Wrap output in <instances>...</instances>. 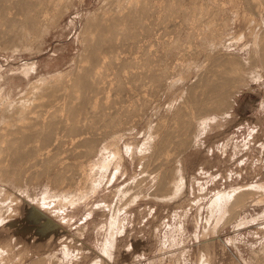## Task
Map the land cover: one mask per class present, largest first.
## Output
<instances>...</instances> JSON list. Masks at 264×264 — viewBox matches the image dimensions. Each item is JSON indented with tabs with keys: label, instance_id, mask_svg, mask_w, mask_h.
<instances>
[{
	"label": "rangeland",
	"instance_id": "obj_1",
	"mask_svg": "<svg viewBox=\"0 0 264 264\" xmlns=\"http://www.w3.org/2000/svg\"><path fill=\"white\" fill-rule=\"evenodd\" d=\"M103 1L104 0H74L67 12L65 11L64 15H62L63 17L61 16L58 22H55V24L53 23L48 29L39 32V35H36V37L33 38L34 40L31 41L32 43H29L30 45L13 46V44H10L6 47L0 46V103H4L8 100L12 102L18 100V98L23 95L22 93L28 89L29 83L34 81L33 83L40 86L42 82L57 79L53 77L56 73H62L64 76H62V79L67 80L73 74L75 70L74 66H76L75 63H77V57L82 51L80 33L83 28V21H85L91 11H94L97 7L99 8ZM146 1L148 3L150 2V0ZM178 1L180 4L184 2V4L181 5L177 3L176 6H178H175L178 8L177 12L179 11V14L175 13L176 17L178 18L177 15H180L178 18L179 23H171L166 20V26L171 23L167 26L168 29L164 26L163 22L164 29H162L163 27L158 31L157 29H153L154 31L152 30L151 35L146 40V43L150 44L149 46L152 50L149 49L154 55H152L155 62L154 66L157 63L156 60L158 61L160 58L159 61L161 63L158 61L155 68L160 67L159 70L162 71V78L164 79L160 80L161 83H159L161 85L155 92H150V95L154 94L153 97L151 96L152 98L149 97L148 94L147 98L146 95L143 96L144 100L138 98L139 100H135L136 103L135 101L134 103L132 102L136 104V106L134 105L135 107L132 108L138 109L139 107L138 110L135 109L138 114L135 113V116L133 115L132 118H130V123L129 121L127 122L129 124L125 123V127L127 128L121 129L119 139L117 140V146L120 148L122 156L118 170L116 171L115 166L111 164L112 166L108 168L106 174L103 175L104 177H100L101 183H99L95 193H90V191H88L86 198L80 200L76 204L61 206V201V203H59L61 209H59L57 214L55 211H52L51 214L50 212L42 211L47 213L51 218L49 231L50 233H54L53 241H51L48 246L37 247L27 255L24 254L20 256L16 253L22 243L16 240L14 233H11L10 229L5 227L10 220H18L19 222L20 212L16 210V207L21 204H27L28 206L33 205L36 207L37 199H42L41 196L44 194L43 198H45V200L49 198L46 201L53 207V205L58 202L59 196L60 199H62L64 196H68V193L73 195L74 191L76 195L84 194L82 191H85V189L87 191L88 186H86L85 189V186L82 188L84 184L77 187L75 186L71 189L65 186H53L55 183L49 181V179H52L55 175L58 169V163L51 166L53 169H50L51 172L48 171L49 174L46 172L48 175L47 177H45L46 173L42 172V174H40L42 176L39 175L42 179L34 174L36 177L29 180L25 173V176L22 177V185L19 182L21 177L18 183L15 180L13 181V179L8 180V183L6 181L7 184H5L3 180L0 181V185L3 186L2 190L7 191L8 194L14 193L20 201L18 205L11 204L12 209L7 208V211L9 210L6 212L7 214L4 213L3 209L6 210L4 207L8 204V200L3 201V205L1 204L0 206V209H2L1 212H3V215L5 214V216L2 215L0 218V243L9 232L10 236L12 235L11 242L13 246L11 252L9 251V253L3 254L6 257H4L1 264H30L33 258V260H39L43 257H45L43 260L46 264H50L48 262L51 257L52 259H50V262L52 264L55 263V261H52L53 259L56 260V262L59 261L55 264H91L92 259L96 260L97 258L99 259H97V261L102 259L105 261V264H201L202 259L200 255L203 253V240H205V237L209 239L212 236L216 237V239L214 241L215 246L212 250V254L209 256V262H211V264H234V261L238 264H264V193H261L264 189H259V191H261L255 193L257 197L252 195L251 198L239 205L240 207L237 206V208H240L238 213L236 212L237 214H235L234 210L231 211V213L229 212L227 215L230 216V214H232L230 217L235 214V217H229V220L225 213L224 215L226 217L223 215V218L216 222V216L222 215L220 214V207L226 209L224 204L215 207L214 210L209 206L211 199L222 190H230L231 187L235 188L238 184L241 186L257 183L264 184V70L261 69L264 67V37H262L264 33H262V36L259 35L260 32H263L264 28V6L258 8L259 12L255 9L252 10L250 7L253 11L250 13V9L248 8L249 5L245 4L246 0H196L198 1L196 4L194 0ZM200 1L203 2L200 3ZM155 2L156 0H151V4L149 3V5L153 6ZM185 7H188V9H185ZM211 7L212 9H210ZM190 8L192 10H190ZM254 10L257 12V15ZM205 11L207 13L209 12L208 14L206 13L208 17L206 14L204 15ZM204 16L206 17L205 21ZM212 16H217V18L215 19L214 17L212 19ZM169 17L168 15V18ZM167 21L169 22L168 24ZM222 24L224 25L222 26ZM171 27L172 30H170ZM155 31L157 32L154 33ZM257 36L263 40L261 39L260 41ZM257 39H259V43ZM217 45L218 47H216ZM257 45L261 46L263 51L260 50V52L262 53L259 52L258 47L260 46ZM127 51V48L121 47L114 49L109 55H129ZM225 54L227 55L225 56ZM257 54L259 55L257 56ZM130 55L136 57L135 59L137 62L139 53L133 52V54ZM218 55L224 59L227 57L229 58L230 55L231 58H235V60L239 57V60L244 63V66L241 67L242 62L237 59L238 63H234L237 69L238 64L240 65L241 63L239 68L241 67L244 70L242 69L243 71H240L243 73L245 71L247 74L251 73L253 75L250 76L243 75L242 72L239 73L241 76L240 78L246 80L241 81L243 84L240 83V79L236 81L238 83L235 85L237 87L239 85L241 86L238 88L236 86L234 87L233 95L231 94L230 98L233 102L231 100L230 102L232 103L228 105L230 108L225 107L224 110L219 111H213L212 108H207L206 111H211H202L203 114L199 113L197 114L198 116L195 115L194 121H196V123L195 126H193L194 130L192 129L195 134L192 140L193 142L189 145L190 147L186 148V152L184 149L181 151L183 153L179 151L180 155L178 153V157L171 158V160L176 159V161H170L169 156V163L167 161L166 164L168 169H171L172 166H178V168L174 169L175 171L177 170V173L173 170L172 176H178L177 180L181 176L180 180L183 179L181 181L183 182L182 190L175 194V196L160 199V197H156L154 193L151 194L150 192H155L153 190L158 186L156 183L158 170L154 168L155 165H151L155 171H152V173L147 172V170H153L150 168L151 166L148 162L151 160L149 158L157 140L155 134H153L154 136L151 135V128L155 129L154 126L156 127L158 123L170 120L174 113L173 111H175L177 107L176 105H178L177 103L181 102L178 107L182 104V101L184 104L185 96L188 94L186 91L187 86L190 87L194 85L192 82L197 81L196 78H198L199 74L204 75L209 65L211 66V68L209 66V69H212V66L215 68V65L209 63L216 64L217 59L219 61L220 58ZM212 57H216V61H214L215 59H212ZM248 59L253 62L252 66L251 61ZM31 64L34 69L28 77L26 76L27 79H25V75L22 74L21 70L24 66ZM158 64L161 65L157 66ZM232 64L233 63H230V65ZM247 66L248 69L246 70ZM240 71L238 69V72ZM256 75H258L257 78L255 77ZM188 84L191 85L189 86ZM16 96L17 99L14 100ZM137 102H141L142 105L140 103L137 104ZM146 103L148 104L147 106ZM143 105L146 108H143ZM142 109L144 110L143 112ZM138 111H140V113ZM171 113L172 115H170ZM163 114L164 119H162ZM202 121H204V123H202ZM207 121L210 122L208 123ZM199 123H201L202 128L201 126L198 127ZM68 141L70 140L63 142L62 147L70 148L72 143L71 141L68 143ZM179 148L177 151L181 150ZM112 150V148L107 149L104 154H111ZM95 157L97 158V156ZM95 157L93 160H95ZM73 159L74 157H70L69 161ZM73 161L77 165L78 161L76 159ZM40 164L41 163H39L34 170H39L43 166ZM88 165H91L90 161H85V166L89 167ZM38 167L40 168L38 169ZM43 168L44 167L40 170ZM180 170L181 172L179 173ZM141 177L142 181L144 180L143 178H147L143 182L140 181V184L138 183L140 185L139 188L137 184L136 187L138 189L136 188L135 190V188L133 189L132 187L126 192L128 194L126 197L129 195L132 196L133 193V196L136 194L138 195L136 197L134 196V200L131 199L132 202L129 201L127 203L128 206L125 205L122 207L121 203L123 199H120L119 192L122 191L124 186L127 184L129 185V183L134 185L135 183L133 180H140ZM103 178L104 181L102 182L101 180H103ZM26 180L30 181V184ZM130 180H132L131 182L134 184H132ZM27 182L28 185L26 184ZM50 182L51 186L49 185ZM47 186L49 187L47 188ZM20 187H22V191ZM78 188L80 189L78 190ZM65 189L67 191H65ZM202 189L204 191H202ZM16 192L19 195H17ZM52 192L55 194L53 195ZM58 192L60 194H58ZM163 192L165 193V191ZM29 193H32V196H30ZM148 194H151V196ZM258 197L260 198L258 201L259 203H254L253 200H257ZM0 198H3L2 193ZM116 199L117 203L115 201ZM114 204L119 206L116 207ZM113 206L116 210H114ZM38 208L44 210V208H41V206L39 207V205ZM208 208H210V211H208ZM237 208H235V211L239 209ZM116 211L117 214H115V216L114 213H116ZM113 215L115 218L112 217ZM111 217L114 220H112ZM57 218L59 220L58 222ZM174 223L175 225H173ZM121 225L123 227H121ZM81 227L83 228L80 232L79 228L81 229ZM203 227H205V230ZM111 228H114L112 230L115 233ZM120 230L122 233H119ZM110 231H112V233H110ZM169 232L172 233L170 234ZM113 234H115V236ZM164 238L165 242L163 240ZM52 242L54 243L52 244ZM60 246H62V248ZM106 246L109 247L107 254L104 252ZM59 247L60 249H58ZM54 250L58 251L54 253ZM64 252H67V255ZM42 254L49 256L47 258L48 260L46 256H42ZM40 255L41 257H39ZM59 258L61 260H59Z\"/></svg>",
	"mask_w": 264,
	"mask_h": 264
},
{
	"label": "bare ground",
	"instance_id": "obj_2",
	"mask_svg": "<svg viewBox=\"0 0 264 264\" xmlns=\"http://www.w3.org/2000/svg\"><path fill=\"white\" fill-rule=\"evenodd\" d=\"M182 1L180 0V2ZM73 2L74 0H0V46L6 47V46H9L10 44H13V46H20V45L24 46L26 44L30 45L29 43H32L31 41L34 40L33 38H35L36 35H39V32L48 29V27L51 26L53 23L55 24V22H58V20L61 18L62 15H64L65 11L67 12V10L69 9V7L71 6ZM178 2H179L178 0H156L155 4L152 6V5H149V3L146 0H104L101 6L99 5L100 6L99 8L97 7V9L95 8L96 10L94 9V11H91L90 14L86 17L85 21H83L84 24H83L82 31L80 33L81 42H82V51L77 57V63H75L76 66H74L75 70L73 71V74L67 80L62 79L63 74L60 72L58 74L56 73V75L53 76L54 78H57V79H53L52 81L42 82L40 86H37V84L33 83L34 81L32 82L31 80L32 83H29V85L27 84L28 89H26L25 92L22 93L23 95L21 97L18 96L19 97L18 100L14 102L8 100L4 103H0L1 105L0 106V181L3 180L4 183L7 184L8 180L13 179V181L15 180L18 183V180L21 177V179L19 180V182L21 183L23 176L27 175V178H29L30 180L31 178L36 177L34 176V174L37 175L38 177L40 174H42V172L44 173L46 172L48 173V171L51 172L50 169H53V167L51 168V166H53V164L55 163H58L59 165L57 167L58 169L56 170L55 175L52 177V179L51 178L49 179V181L55 183L53 186L55 185L60 186V187L65 186L70 189L74 188L75 186L77 187L79 185H82V184H84L82 185V188L85 186L84 189L86 188V186H88L87 191L85 189L86 192L84 190L82 191L84 192V194L82 193L80 195H76L74 191L73 195H71L70 193L67 192L70 196L69 195L64 196V198L62 199H60V196L58 195L59 196V199L57 202L58 204L56 203L55 205H53V207H51L46 201L49 198H47L46 200L45 198H43L45 194L41 196L42 199H37L38 201H37L36 207L33 205L28 206L27 204H21L20 206L16 207V210L20 212L19 222L18 220H10L9 222H7L5 227L7 229H10L11 233H14L17 241L22 243L21 246L16 251V253H18L20 256L24 254L27 255L29 252L33 251L37 247L48 246L51 243V241H53L54 233H50L49 231L51 218L48 216L47 213H44L42 211L50 212V214L52 213V211H55V213L57 214L59 209H61L59 205L61 201H62L61 206L62 205L64 206L66 204H76L80 200L86 198V196L88 195V191H90V193H95V191L97 190L99 186V183H101L100 177L106 174L108 168L112 166L111 164L115 166L116 171L118 170L119 163L121 161L122 156H121L120 148L117 146V140L119 139L121 129L127 128L125 127V123L129 124L130 118H132V116L135 113H137L136 110L139 109V107L138 109L132 108L136 106V104H133L134 101L136 99L144 100L143 96L146 95V98H147L148 94H149L148 95L149 97L151 96L153 97L154 94L150 95V92L151 93L155 92L158 89V87L161 85L160 80L164 79L162 78V75H163L162 71L159 70L160 67L155 68L160 58L158 61L155 59L157 63L154 66V63H155L153 59L154 55L150 51L151 49L149 46L150 44L146 43V40L151 35L153 29H157L158 31L163 27V22H164V26H166V22H165L166 20L170 21L171 23H175V22L179 23L178 18L180 15H177L178 18L176 17V14L179 12V11L177 12L178 8H176L178 6V5L176 6ZM197 2L198 1H196L195 4ZM201 2L203 1H200V3ZM245 2L244 3L246 5H249L248 7L249 9L251 7L252 10L255 9L257 10V12H259L258 8H261L262 6H264L263 5L264 0H246ZM181 4H184V2H182ZM185 9H188V7H185ZM210 9H212V7ZM179 10H180V7H179ZM190 10L192 9L190 8ZM252 10L250 9V13L253 12ZM184 12H187V11H184ZM257 12L255 11L256 15H257ZM206 13L207 12L205 11L204 15ZM168 15L170 16L169 18H168ZM214 17L212 16V19ZM216 18L217 16L215 17V19ZM205 19L206 17L204 18V21ZM168 21H167V24L169 23ZM171 23H169L167 26H169ZM228 23H229V20H228ZM223 25L224 24H222V26ZM167 26L166 28L168 29ZM162 29H164V27ZM170 30H172V27ZM170 30H169V33H170ZM157 31H155L154 33H156ZM260 33L259 35L262 36V33H264V28H263V32H260ZM257 38H259V36H257ZM259 39L261 41L262 38H259ZM259 39H257L258 43H259ZM218 45L216 47H218ZM257 46H260V45H257ZM121 47L127 48L128 49L127 52L129 53V55H121V54L120 55L116 54L113 56L109 55V53H111L114 49L121 48ZM258 50L259 52L260 50H262L261 46L258 47ZM133 52L139 53L137 57L138 63L136 62V59H135L136 57H132L130 55V54H133ZM226 55L227 54H225V56ZM258 55L259 54H257V56ZM219 57L221 58V56ZM263 57H264V54H263ZM213 58L215 59L214 61H216V57H212V59ZM220 58H219V61L221 60L223 62L220 61L219 63L217 59L216 64L209 63L212 65H215L214 66L215 68H213L212 66V69H209L210 65L209 66L207 65L208 72L205 70L206 71L204 72L205 74L202 73L204 75L199 74L200 76L198 75V78H196L197 81L192 82L194 85L190 86L191 84L190 85L188 84L190 87L187 86L186 91L188 92V94L187 95L185 94L186 96H185L184 104L182 101V104L178 107V105L181 102L177 103L178 105H176L177 106L176 109L174 108L175 111H173L174 112L173 115L172 113L170 114L172 115L170 120L160 122L158 123V125H156V127L153 124L155 129L151 128L152 129L151 135L155 134V136H157V140L152 150L153 152L151 153V156L149 158L151 160L150 162L148 161L147 162L150 166L155 165L154 168L158 170V176H156L157 177L156 183L158 184V186L157 185H156L157 187L155 186L156 188H154L155 190H153L155 192H152V191L150 192L151 194L154 193L156 197H160V199L175 196V194H177L178 192H181L182 190L183 182L181 181L183 179L180 180L181 176L178 178V180H177L178 176L177 177L172 176V172H174L175 171L174 169L178 168V166L177 165L174 167L172 166L173 168L171 167V169H168L166 164H167V161L169 163V156H170V161L172 160L176 161V159L171 160V158L178 157L180 155V152L184 149L186 152V148L190 147L189 145L191 144V142H193L192 140L194 139V136H195V134L193 133V130H194L193 126H195V123H196V121H194L195 115L199 113L203 114L202 111L203 112L211 111V110L206 111L207 108L208 109L212 108L213 111L224 110L225 107L230 108V106L228 105L233 102L232 99H231L232 102H230L231 101L230 98H231V94L234 92L233 90L235 89L234 88L236 86L235 84L238 83L236 81L237 80L239 81L240 79V83L243 84L241 82L243 79L240 78L241 76L239 73H241L244 70L243 68H241L242 66H244L243 65L244 63L241 60H239V57L237 59L238 61L242 62V65L239 62L241 67L239 68L240 65L238 64V69L239 71L243 69L240 72H238V69L234 64V63L236 64L238 63L237 59L235 60V58H233L234 59L233 60L231 58V55L229 56V58L228 57L225 59L224 58L220 59ZM159 63L161 62L159 61ZM230 63H233V64L230 65ZM159 65L161 64H158L157 66ZM252 65H253V62L251 61V66ZM33 69L34 67L32 66V64L24 66L22 68L21 72L23 75H25V79H27L26 76L28 77L30 73H32L31 71ZM247 69H248V66L246 70ZM261 69L264 70V67ZM245 73L246 72L244 71L243 75H250V76L253 75L251 73L250 74L249 73L245 74ZM255 74H256V71H255ZM257 76L258 75H256L255 77L257 78ZM245 80L246 79H244L243 81ZM15 99H17V96L16 98H14V100ZM139 103L142 105L141 102H137V104ZM147 105L148 104L146 103V106ZM143 108H146V107L144 106ZM143 111L144 110L142 109V112ZM138 112L140 113V111ZM162 119H164V114H163ZM128 121L129 123H127ZM202 123H204V121H202ZM200 126H201V123L198 124V127ZM208 127H207V130H208ZM66 140L71 141L72 145L70 148L62 147V143L65 142ZM70 141H68V143ZM110 148L113 149L111 154H104V152H106V150ZM178 148L181 150L177 151ZM95 156H97V158ZM70 157H74V159L78 161L77 165L73 161L74 159L72 161H69ZM94 157H95V160H93ZM85 161H90L91 165H88L89 167H86ZM39 163H41L43 165L42 167L44 168L40 170L42 168L40 166L41 168L38 167V169L40 168L39 170H34V168L37 167ZM152 166L150 168H152L153 170L149 168L150 171L147 170L148 173L149 172L152 173V171H155ZM175 172L177 173V170ZM180 172L181 170L179 171V173ZM47 173L45 177L48 176ZM146 178L147 177L143 179L146 180ZM132 180H130V182ZM101 181L103 182L104 178ZM133 181L135 184L133 182L131 183L134 185H131L130 183L128 185L126 183L127 185L126 184H125L126 186L123 185L124 188L122 189L121 192H119L120 199L124 200L125 198L124 202L122 200V203H123V204L121 203L122 207L125 205L128 206L127 203L131 201V199L134 200L135 199L134 196L136 197L138 195L136 194L133 196L134 194L133 193L132 196L129 195L128 197H126V195H128L126 192H128L132 187L133 189L135 188L136 190L137 187L139 188L140 186L139 184L143 182L142 177L140 178V180L137 179ZM28 182L30 184V181ZM28 182L26 183L27 185H28ZM51 182L49 183V185L51 184ZM137 184L138 186L136 187ZM2 187L3 186L0 187V196L2 193L3 198H0V206L3 203V201L8 200V204L5 205L6 207H4L6 210L3 209L4 213H6L9 211V210L7 211V208L8 209L11 208V204L18 205V202L20 203V201L14 193L8 194L7 191L2 190ZM48 187L49 186H47V188ZM263 187H264V184H260V183L242 185V186L238 184L237 187L235 188L231 187L230 190L229 189L222 190L218 192L217 194L215 193L216 195L210 201V204H209L210 208L214 210L215 207L220 206L221 204H224V207L226 206V209L223 207H220L219 210H220V214L222 215H219V216L217 215L218 217L216 216V222L220 220L221 218H223V215L225 213H226L225 215L228 216L227 214H229V212L231 213V211L234 210L235 214H237L238 211L240 210L239 205H241L243 202L251 198L252 195L256 196L255 193L260 192L262 189H264ZM21 188L22 187H20V190ZM79 189L80 188H78V190ZM259 189L261 190L259 191ZM67 190L65 189V191ZM163 191H165V193ZM202 191L204 190L202 189ZM59 192L58 194H60ZM55 193H56V190H55ZM55 193L52 192L53 195ZM261 193H264V191L263 192L261 191ZM31 194L32 193H29L30 196H32ZM151 194L150 195L148 194V195L151 196ZM17 195L19 194L17 193ZM258 198L257 200L256 199L253 200L254 203H257L260 200V198L259 199ZM117 199L115 200L116 203H117ZM38 205L39 207L41 206V208H44V210L39 209ZM114 206H116V204H114ZM237 206H239L238 207L239 209L237 208ZM210 208H208L209 210L208 209L207 210L210 211ZM235 208H237L238 210L235 211ZM114 210L116 209L114 208ZM212 210H211V213H212ZM1 211L2 209H0V218L3 215V212ZM115 214H117V211L116 213H114V215ZM235 214L234 216H232L233 218L235 217ZM114 215L112 217H114ZM225 215L224 217H226ZM231 215L232 214H230V216ZM3 216H5V214ZM230 216H228V220L232 218ZM58 218H57V222L59 221ZM173 225H175V223ZM121 227L123 226L121 225ZM82 228L83 227H81V229L79 228L80 232ZM203 228L205 230V227ZM112 229L114 228H111V230ZM112 231H110V233H112ZM119 233H122L121 230ZM113 235L115 236V234ZM11 236L8 232L7 235L4 236L3 240L0 243V264L4 260V257H6L3 254L9 253V251L11 252L13 249L12 242H11V238H12ZM204 239L205 240H203V244H202L203 253H201L200 255L202 259L201 264H211V262H209V256L212 254V250L214 249V246H215L214 241L216 237L212 236L209 239L205 237ZM163 240L165 242V238ZM53 243L54 242H52V244ZM60 247L62 248V246ZM60 247L58 249H60ZM108 249L109 247L107 246L104 249V252L106 254L109 251ZM56 251L54 250V253ZM64 253H66L67 255V252H64ZM42 256H46V259L49 257L43 254ZM39 257H41V255ZM43 258L39 260H33L34 259L33 258L30 261V264H44L45 262ZM50 259H52V257ZM50 259H49V262L48 261L47 262L52 264L50 262ZM97 259L96 260L92 259L91 264H105V261H103L102 259L100 261H97ZM59 260L61 259L59 258ZM52 261H55V263L59 262V261L56 262V260L54 259ZM233 263L238 264L236 261H234Z\"/></svg>",
	"mask_w": 264,
	"mask_h": 264
}]
</instances>
